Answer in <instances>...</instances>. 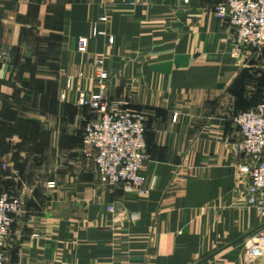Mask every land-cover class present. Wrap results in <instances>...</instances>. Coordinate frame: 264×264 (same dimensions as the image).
Segmentation results:
<instances>
[{
	"label": "crops",
	"instance_id": "crops-1",
	"mask_svg": "<svg viewBox=\"0 0 264 264\" xmlns=\"http://www.w3.org/2000/svg\"><path fill=\"white\" fill-rule=\"evenodd\" d=\"M223 1L0 0V187L21 200L6 264H264L232 123L264 104V49L235 56ZM100 70L106 100L146 116V197L81 154Z\"/></svg>",
	"mask_w": 264,
	"mask_h": 264
},
{
	"label": "built area",
	"instance_id": "built-area-1",
	"mask_svg": "<svg viewBox=\"0 0 264 264\" xmlns=\"http://www.w3.org/2000/svg\"><path fill=\"white\" fill-rule=\"evenodd\" d=\"M215 13L221 22L233 30L235 56L263 51L264 0H224L216 6ZM107 20L106 16H102L95 23L94 38L101 34L99 25ZM113 42L111 38L110 43ZM89 45V38H79L78 53L86 55ZM1 59L9 61L10 56L3 53ZM97 62L102 66V60ZM108 81L109 74L100 70L96 77L100 93L87 96L81 92L79 95L78 105L89 107L96 114L83 129L81 154L94 165L103 185L123 187L128 192L135 191L139 196L146 197L150 192L143 174V166L149 159L147 119L142 113L127 111L120 102H108L105 94ZM232 123L240 136L238 151L250 160V164L240 169L249 178L247 203L264 215V104L237 113ZM2 170H7L6 164L2 165ZM20 208L19 197L2 191L0 187V264L7 263L6 245ZM108 211L116 214L113 207ZM124 218L123 214L115 215L117 222ZM246 255L249 258L264 255V228L248 239Z\"/></svg>",
	"mask_w": 264,
	"mask_h": 264
}]
</instances>
